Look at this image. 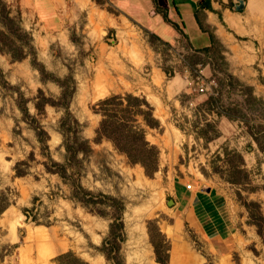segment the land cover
Here are the masks:
<instances>
[{
    "label": "rangeland",
    "instance_id": "rangeland-1",
    "mask_svg": "<svg viewBox=\"0 0 264 264\" xmlns=\"http://www.w3.org/2000/svg\"><path fill=\"white\" fill-rule=\"evenodd\" d=\"M2 1L10 8L11 16L18 15L19 10L15 13L14 5L11 7L6 0ZM4 30L8 32L0 18V33H5ZM98 31L106 42L113 38L111 31L106 34L102 28ZM12 36L8 35L7 39ZM148 38L153 42L151 35ZM21 40H16L15 45ZM70 40L73 45H50V58H40L33 46L36 61L44 67L43 73L32 66L31 54L12 60L10 46L4 45V51H0V208L3 207L0 211V264H58L55 257L69 251L87 264H114V260L106 259L102 245L118 212L106 203H84L89 195L82 196L76 185L95 196L103 193L122 200L123 239L116 243L118 251L111 253L120 264H162L157 258L164 264H264V216L258 202L248 200L246 194L257 185V178L254 173L236 172L234 166L241 160L229 150L232 149L229 144L223 146L226 152L221 154L222 151L214 148L208 139L192 138V131L204 138L214 132L212 126L199 125L205 116L203 110H194L192 117L195 120L190 122L186 109L177 112L172 108V98L164 99V109L159 106L155 109L151 105L155 103L152 98H149L150 103L144 96L133 92L136 82L127 78L148 77L146 74L155 62L146 60L145 46L143 51L133 50L132 59L128 61L111 59L109 54L96 61L90 51L82 50V35L75 29L70 30ZM159 47L154 48L164 54L170 48L166 43L159 44ZM168 56L164 55L161 60L167 71L169 66L164 62ZM110 65L121 74L111 75ZM126 65L132 66L133 70L125 68ZM95 70L96 76L93 75ZM172 75L171 72L167 76ZM50 77H70L66 82L72 91L68 110L78 125L77 131L68 133L72 137L76 132L79 135V141L75 142L77 161L72 163H67L63 135L58 127L64 114L59 100L61 88ZM211 80L215 86L210 92L225 103L236 102L238 92H245L242 84L224 75L220 80ZM154 81L159 86L160 81ZM121 87L131 92L122 91ZM125 93L144 98L153 108V117L159 121L158 127H150L137 116L146 140L158 150V166L152 173H147L140 163L130 162L110 140H93L101 116L93 112L92 105L109 94ZM197 93L202 92H194V97H182L188 109L191 106L187 101L196 100ZM254 106L248 116H264V109L256 103ZM22 107L26 108L27 114L23 113ZM236 112L233 113L237 115ZM34 125L44 130L43 141L39 140ZM53 161L66 163L64 176L56 172ZM227 181L241 182L240 190L228 185ZM187 184L191 188L187 189ZM207 186L234 194L236 200L248 209V222L255 226V230L246 228L240 220L241 213H238V228L242 235L224 238L225 246L222 247L216 245L197 222L193 225L187 221L182 214L183 197L180 204L176 202L183 191L184 198L189 200L194 193H203ZM96 198L98 196L93 197ZM197 211L203 220L201 207ZM258 214L261 220L256 219ZM39 228L52 236L56 243L69 244L55 252H46L44 259L37 261V255L44 250L33 238H28V234Z\"/></svg>",
    "mask_w": 264,
    "mask_h": 264
},
{
    "label": "crops",
    "instance_id": "crops-1",
    "mask_svg": "<svg viewBox=\"0 0 264 264\" xmlns=\"http://www.w3.org/2000/svg\"><path fill=\"white\" fill-rule=\"evenodd\" d=\"M6 1L16 7L15 13L19 10L20 25L30 33L40 58H50L48 48L52 44L73 45L70 40L73 29L82 35V50L90 51L96 61L108 54L111 59L128 61L133 50L143 51L145 46L146 60L155 62L146 74L148 77L127 78L136 82L133 92L148 102L152 98L155 103H150L155 109L157 106L164 109V99L172 98V108L177 112L186 109L190 122L195 120L194 110H203L205 116L199 125H210L214 132L204 138L192 131V138L208 139L221 154L226 152L223 146H232L229 150L241 160L234 168L249 175L254 173L257 178V185L246 194L248 200L258 202L264 216V116H248L255 103L264 109V0ZM99 28L105 34L111 31L113 38H106L109 42L102 40ZM150 35L153 42L148 38ZM161 43L169 45L165 50L168 54L157 49ZM150 49L153 56L149 54ZM164 55H169L164 62L169 66L168 71L161 65ZM125 68L133 70L132 66ZM109 72L121 74L112 67ZM171 72L173 75L167 76ZM97 74L95 70L93 75ZM223 75L245 87V92H238L236 102L225 103L219 97L221 103L211 105L209 85L207 91L197 93V101L192 98L193 107L188 109L182 102L183 96L194 97L191 90L194 85L220 80ZM155 79L160 81L159 86ZM120 90L131 92L125 87ZM227 184L240 190L239 181H227ZM212 188L205 187L203 193H194L189 200L184 198L183 191L176 203L180 204L183 197L184 218L193 225L197 222L216 245L224 247V238L242 235L238 213L246 228L254 231L255 226L248 222V209L234 194ZM200 207L203 220L197 214Z\"/></svg>",
    "mask_w": 264,
    "mask_h": 264
},
{
    "label": "trees",
    "instance_id": "trees-1",
    "mask_svg": "<svg viewBox=\"0 0 264 264\" xmlns=\"http://www.w3.org/2000/svg\"><path fill=\"white\" fill-rule=\"evenodd\" d=\"M0 6L1 22L6 29H8V32L4 30L6 34L2 32L0 33V51H4V45L10 46L12 50V53H10L12 60H20L28 53L31 54L32 66L35 68L38 67L40 73H43L44 67L36 61V52L35 48L31 44V35L20 25L19 11L18 15L13 17L10 15V8L4 1L0 0ZM7 34L9 36L13 34L12 38L8 40ZM1 37H4L5 39H2ZM22 38L24 40H21ZM16 40H21L18 45H15ZM24 49L27 51H23ZM50 78L55 80L61 88L59 100H61V104L64 107V114L60 119L58 127L63 135V145L66 152L65 156L67 163H72L77 161L76 155L78 148L75 145V142L77 144V141H79V135L76 132L72 137V135L68 133L72 130L77 131L75 128L78 125L76 119L72 117L68 110V103L70 101L72 91L69 90L66 82L70 77H66L65 79ZM39 93H41L40 90ZM49 101L50 103L52 102L51 100ZM217 101L218 97H214L212 94L208 98V102L211 105L217 103ZM36 106L37 108H40L38 103H36ZM91 108L93 112L98 113L101 116L98 126L95 129V136L93 138L95 142H99L103 138L108 139L118 151L126 155L130 162L140 163L147 173H152L157 169L158 150L154 145L150 144L146 140L145 130L141 126V123L137 122V116L139 115L145 125L150 127L159 126V121L152 115L153 108L144 98H140L130 93L109 94L98 99ZM21 110L24 114H27L25 107H22ZM207 126L210 127V125ZM34 128L36 129V134L39 140L43 141L41 135L45 133L44 130L38 125H34ZM82 141L87 142V140ZM53 165L57 168L56 172H58L59 175L64 176L66 163L53 161ZM236 172H243V174L247 175V173L241 169H237ZM76 186L81 191L82 196L89 195L88 198L84 199V203H106L118 212L109 225V232L103 241L102 247L106 250V253H104L106 259H112L114 260V264H120V262L116 259V256L113 257L111 253L112 251H118V244L116 243L118 240L123 239L120 214L123 208L122 200L118 197L103 193H97L96 196H98V198L93 199V197H96L95 194L82 188L81 186L79 187V185ZM244 204L247 206V202ZM2 209L3 207L0 208V211ZM256 219H262L260 214L256 216ZM258 232L261 233L260 231ZM106 242L107 245H105ZM55 260L58 264H87L86 261L74 256L70 251L57 255ZM157 261L164 264V262L158 258Z\"/></svg>",
    "mask_w": 264,
    "mask_h": 264
},
{
    "label": "bare ground",
    "instance_id": "bare-ground-1",
    "mask_svg": "<svg viewBox=\"0 0 264 264\" xmlns=\"http://www.w3.org/2000/svg\"><path fill=\"white\" fill-rule=\"evenodd\" d=\"M106 74V73H105ZM102 79V78H101ZM94 95V94H93ZM47 236V238H46ZM28 238H33L34 242L40 246V248H43L41 250H44V252H40L39 255H37V261H42L45 257L46 252H55L56 250L60 248L66 247L69 243H56L54 238L52 236L46 235V233L42 232V229H37L35 233L28 234ZM40 250V251H41ZM39 251V249H38ZM28 264V263H27Z\"/></svg>",
    "mask_w": 264,
    "mask_h": 264
},
{
    "label": "built area",
    "instance_id": "built-area-1",
    "mask_svg": "<svg viewBox=\"0 0 264 264\" xmlns=\"http://www.w3.org/2000/svg\"><path fill=\"white\" fill-rule=\"evenodd\" d=\"M207 85L210 86L209 90L212 91V87L215 86V82L213 80H210L207 83H200V84L194 85L191 90H192V92H198V91L199 92H205V91L208 90ZM188 105L189 106H192L193 105V102L191 100H188ZM186 188L187 189L191 188V185L190 184H187L186 185Z\"/></svg>",
    "mask_w": 264,
    "mask_h": 264
}]
</instances>
